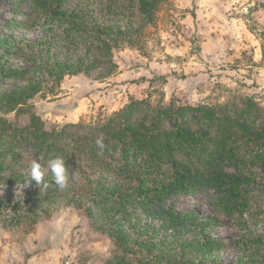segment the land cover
Listing matches in <instances>:
<instances>
[{
  "label": "trees",
  "instance_id": "16d2710c",
  "mask_svg": "<svg viewBox=\"0 0 264 264\" xmlns=\"http://www.w3.org/2000/svg\"><path fill=\"white\" fill-rule=\"evenodd\" d=\"M28 1L19 24L28 28L36 17L45 30L34 40H3L2 55L18 63L0 65V81L13 83H0V180L18 176L19 167H2V154L15 159L24 146L45 165L63 156L69 182L64 191L54 184L45 190L35 182L25 186L26 176L22 204L9 211L11 220L25 211L39 217L63 199L108 230L116 252L106 264H264V106L251 96L197 106L140 99L96 123L47 128L30 109L43 84L53 87L66 75L96 69L112 74L113 52L138 42L164 0ZM10 113L14 120L5 116ZM21 114L27 115L23 125ZM101 136L102 154L96 145ZM44 172L52 183L51 171ZM190 190L208 198L216 219L204 221L165 202ZM4 206L0 197V215ZM220 215L236 232L235 256L227 263L208 260L224 247L207 230ZM201 221L205 225L196 231Z\"/></svg>",
  "mask_w": 264,
  "mask_h": 264
},
{
  "label": "rangeland",
  "instance_id": "374dc122",
  "mask_svg": "<svg viewBox=\"0 0 264 264\" xmlns=\"http://www.w3.org/2000/svg\"><path fill=\"white\" fill-rule=\"evenodd\" d=\"M220 2L164 0L154 25L145 27L138 42L122 44L113 52L117 67L112 74L100 75L96 69L89 75H66L53 87L43 84L30 100L31 111L52 128L80 121L96 123L129 101L140 99L152 105L174 102L197 106L251 96L264 106V0H250L249 5L246 0ZM28 5V0H0V65L18 63L16 58L2 55L3 40H34L44 33L40 18L35 17L28 28L19 24ZM0 83L13 84L8 79ZM5 116L15 119L14 113ZM26 120L27 115L17 117L19 124ZM17 151L15 159L13 153L2 154V167L15 163L19 166L15 174L20 177L0 180L5 204L0 215V262L106 264L116 252L113 238L82 206H66L61 199L39 217L25 211L19 221L11 220L9 211L22 204L26 192L22 179L30 175V163L37 159L27 147ZM165 202L204 221L216 219L200 191H181ZM204 225L201 221L196 231ZM184 229L188 231V225ZM207 230L224 240V247L214 254L217 257L208 260L230 262L235 256L232 237L236 235L230 219L220 215L219 223L207 225Z\"/></svg>",
  "mask_w": 264,
  "mask_h": 264
},
{
  "label": "clouds",
  "instance_id": "9594fccd",
  "mask_svg": "<svg viewBox=\"0 0 264 264\" xmlns=\"http://www.w3.org/2000/svg\"><path fill=\"white\" fill-rule=\"evenodd\" d=\"M96 145L100 149V154L103 153L106 145L104 144L103 137L96 140ZM45 167L51 171L52 183L45 179ZM35 182L39 188L42 186L45 190L54 184L59 190L64 191L68 188L69 174L63 156L56 155L47 160L46 165L37 160H32L30 163V175L25 180V186Z\"/></svg>",
  "mask_w": 264,
  "mask_h": 264
},
{
  "label": "crops",
  "instance_id": "0c3cea01",
  "mask_svg": "<svg viewBox=\"0 0 264 264\" xmlns=\"http://www.w3.org/2000/svg\"><path fill=\"white\" fill-rule=\"evenodd\" d=\"M248 3V5H249V2H250V0H246ZM219 2H220V0H219ZM220 3H223V1H221ZM224 4V3H223ZM225 5V4H224ZM67 122H73V120H67ZM6 263H9V262H6ZM0 264H2V261L0 262ZM9 264H11V263H9Z\"/></svg>",
  "mask_w": 264,
  "mask_h": 264
}]
</instances>
